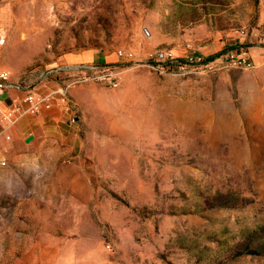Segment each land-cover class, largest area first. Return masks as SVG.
I'll list each match as a JSON object with an SVG mask.
<instances>
[{"label": "rangeland", "instance_id": "374dc122", "mask_svg": "<svg viewBox=\"0 0 264 264\" xmlns=\"http://www.w3.org/2000/svg\"><path fill=\"white\" fill-rule=\"evenodd\" d=\"M0 23L14 79L85 52L116 76L52 73L50 126L0 123V264H264V0H0Z\"/></svg>", "mask_w": 264, "mask_h": 264}, {"label": "built area", "instance_id": "2783aa9c", "mask_svg": "<svg viewBox=\"0 0 264 264\" xmlns=\"http://www.w3.org/2000/svg\"><path fill=\"white\" fill-rule=\"evenodd\" d=\"M7 42V29L0 23V47ZM119 55L123 54L130 59L133 56V51L124 53L118 51ZM223 57V56H222ZM221 58V57H220ZM218 56H206L200 52H186L184 54H175L172 49L160 48L149 56V61L161 70H187L189 68L205 69L210 67ZM227 65H244L252 64L241 52L229 51L221 58ZM107 67V66H106ZM74 72L79 74L82 80H104L108 83L115 84L116 76L110 70H101V64H69L65 63L48 70H41L38 73L32 71L27 78L14 79L9 70H0V99L7 89L15 88L24 90V94L19 100L10 104L9 108L0 113V123H4L15 116L28 112L32 114H40L44 110L50 109L53 105L54 95L49 92L34 89L27 84L26 80L36 76L39 80L46 79L52 76V73H67ZM53 74V75H54Z\"/></svg>", "mask_w": 264, "mask_h": 264}, {"label": "crops", "instance_id": "0c3cea01", "mask_svg": "<svg viewBox=\"0 0 264 264\" xmlns=\"http://www.w3.org/2000/svg\"><path fill=\"white\" fill-rule=\"evenodd\" d=\"M93 53H98V52H93ZM93 53L85 52V53H81L76 56H71L70 58L67 59V62L74 63V64L76 63L82 64L84 62L89 63L93 61L95 62L96 56L94 58ZM113 58H114L113 55L107 56V59L104 62H108L112 60ZM45 80L44 79L39 80L36 76H33L32 78H29L28 80H26V82L27 84L31 85L34 89H36L37 87L39 88L44 87L43 84ZM40 91H43V90H40ZM23 94H24V90H21V89H15V88L7 89L2 95V98L0 99V113L6 111L9 108L10 104L19 100ZM50 109L44 110L42 113L38 115L25 112L14 120L16 122L15 125H12L11 123L5 124V125H7L8 128H10V131L14 135L18 129H26L28 125H31L36 120L39 121L40 123L48 122L47 126H50L52 119H57V117L59 116V115H56V116L53 115L52 110ZM34 115H37V116H34ZM1 126H4V125L0 124V128ZM1 133H2V130L0 129V147L4 144L3 136Z\"/></svg>", "mask_w": 264, "mask_h": 264}, {"label": "water", "instance_id": "95a60500", "mask_svg": "<svg viewBox=\"0 0 264 264\" xmlns=\"http://www.w3.org/2000/svg\"><path fill=\"white\" fill-rule=\"evenodd\" d=\"M30 139H31V136H29V137L27 138V141L30 140Z\"/></svg>", "mask_w": 264, "mask_h": 264}, {"label": "trees", "instance_id": "16d2710c", "mask_svg": "<svg viewBox=\"0 0 264 264\" xmlns=\"http://www.w3.org/2000/svg\"><path fill=\"white\" fill-rule=\"evenodd\" d=\"M212 57H214V56H212Z\"/></svg>", "mask_w": 264, "mask_h": 264}]
</instances>
